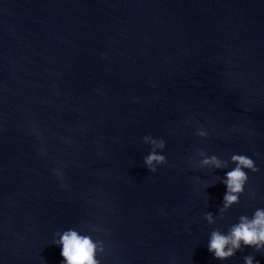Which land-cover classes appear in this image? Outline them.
Returning a JSON list of instances; mask_svg holds the SVG:
<instances>
[{
  "label": "water",
  "instance_id": "95a60500",
  "mask_svg": "<svg viewBox=\"0 0 264 264\" xmlns=\"http://www.w3.org/2000/svg\"><path fill=\"white\" fill-rule=\"evenodd\" d=\"M146 135L166 142L155 174ZM197 148L260 169L213 226L227 170L192 169ZM258 207L264 0H0V264H62L55 233L89 225L102 264H220L210 233Z\"/></svg>",
  "mask_w": 264,
  "mask_h": 264
},
{
  "label": "clouds",
  "instance_id": "9594fccd",
  "mask_svg": "<svg viewBox=\"0 0 264 264\" xmlns=\"http://www.w3.org/2000/svg\"><path fill=\"white\" fill-rule=\"evenodd\" d=\"M191 122V117L185 121L189 125ZM197 129L196 135L201 140L209 138V130L198 122ZM143 143L150 148L149 153L143 157V166L150 173L155 174L158 169L168 163L167 157L163 154L166 150V142L164 139L146 135L143 137ZM40 151L41 154H44L43 148ZM195 156L199 159L189 158L188 160V164L194 170H227L225 175L219 178L226 190L217 215L206 213L203 217L209 226H213L217 219L223 220L225 213L240 203V198L245 194L249 184L248 173H259L260 169L256 162L245 154L233 153L230 159H221L217 155H209L197 148ZM53 173L61 181L60 187L66 189L67 185L63 183V171L57 168L53 169ZM199 182V178H197V183ZM212 186L206 185L207 188ZM249 198L256 199L255 191L249 192ZM101 231V228L89 225L87 232L78 228L56 232L52 244L60 247L62 264H102L101 258L106 252L105 241L93 236L94 233ZM206 246L211 257L219 261L220 264L232 260L238 252H243L245 249H251L254 254L245 255L243 264H260L256 260L255 254L264 255V207L256 208L250 217L241 215L238 222L228 228L226 232L220 229L213 230Z\"/></svg>",
  "mask_w": 264,
  "mask_h": 264
}]
</instances>
